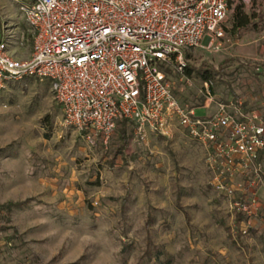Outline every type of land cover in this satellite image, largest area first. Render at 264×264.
I'll return each instance as SVG.
<instances>
[{"label":"rangeland","instance_id":"1","mask_svg":"<svg viewBox=\"0 0 264 264\" xmlns=\"http://www.w3.org/2000/svg\"><path fill=\"white\" fill-rule=\"evenodd\" d=\"M237 13L247 27L234 28ZM223 29L170 76L197 117L204 83L213 106L241 100L245 111L264 91V0H232ZM1 33L17 58L29 57L14 0H0ZM259 161L264 173V153ZM227 205L209 185L203 148L178 127L141 141L122 122L106 146H91L65 126L48 81L0 89V264H264V204L246 235Z\"/></svg>","mask_w":264,"mask_h":264},{"label":"built area","instance_id":"2","mask_svg":"<svg viewBox=\"0 0 264 264\" xmlns=\"http://www.w3.org/2000/svg\"><path fill=\"white\" fill-rule=\"evenodd\" d=\"M14 1L32 51L17 58L0 34V89L27 78L48 81L65 126L91 146H106L122 122L141 141L170 138L178 127L203 148L209 185L229 214L242 218L246 235L264 204V91L256 109L245 111L241 100L217 102L197 117L174 95L170 78L188 69L190 51L224 38L232 0ZM203 85L199 108L206 111L213 98Z\"/></svg>","mask_w":264,"mask_h":264},{"label":"trees","instance_id":"3","mask_svg":"<svg viewBox=\"0 0 264 264\" xmlns=\"http://www.w3.org/2000/svg\"><path fill=\"white\" fill-rule=\"evenodd\" d=\"M250 24V20L248 18V16H242L241 18L238 16V13L235 14L234 16V22H233V25H234V28L235 29H241V28H245L247 27L248 25ZM240 219V216L239 215H236V221L238 222ZM236 222V223H237Z\"/></svg>","mask_w":264,"mask_h":264},{"label":"crops","instance_id":"4","mask_svg":"<svg viewBox=\"0 0 264 264\" xmlns=\"http://www.w3.org/2000/svg\"><path fill=\"white\" fill-rule=\"evenodd\" d=\"M261 100V99H260ZM214 111V106L213 104L210 106V108L208 110L205 111V113H212Z\"/></svg>","mask_w":264,"mask_h":264}]
</instances>
